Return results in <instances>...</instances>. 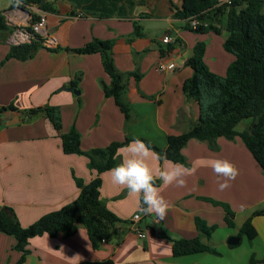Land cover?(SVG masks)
I'll return each mask as SVG.
<instances>
[{"label": "crops", "instance_id": "0c3cea01", "mask_svg": "<svg viewBox=\"0 0 264 264\" xmlns=\"http://www.w3.org/2000/svg\"><path fill=\"white\" fill-rule=\"evenodd\" d=\"M47 2L55 11L41 10L46 15L47 30V35L41 37L42 45L46 48H41L49 50L62 47L65 49L63 62L52 68L49 63L38 64L32 79H28L27 74H33L32 68L23 70L20 64L12 62L15 58L6 59L0 68V106L8 104L4 99L16 89L12 84L17 80L25 81L18 91L29 96L28 103H14L12 106L15 109L0 112V208L10 207L19 223L27 226L44 213L73 200L81 187L98 175L103 177L100 178V203L125 221L116 222L113 236L111 234L96 249L91 247L81 225H77L70 236H64L60 232L52 237L47 234L31 237L27 243L29 253L26 263L33 262L36 258L38 264H77L104 259H111L113 264H264V213L254 214L257 210L264 211V174L240 138L229 140L219 137L216 139L215 150L210 149L204 141H187L181 149L185 166L191 167L197 161L210 158H223L231 161L239 174L224 191H220L218 187L223 178L217 177L208 167L196 168L195 173L187 177L184 187H176L174 184L164 187L162 182L157 181L169 204L166 214L161 218L155 212L139 213L140 199L130 195L126 189L113 185L108 176L109 169L98 174L89 168L84 155L64 153L59 133L44 112L30 114L35 116L34 119L22 112L27 108L31 110L47 105L58 106L61 114L60 133L74 127L80 134L82 150L105 147L110 142L122 141L126 137H145L157 147L164 148L168 135L185 131L198 118L197 104L184 98L181 85L192 74L191 68L184 62L191 55L194 43L202 40L195 36L190 44L181 36L185 20L173 17L169 7L167 14L160 17L156 9H152L153 5L149 0H120L115 8L109 7L111 0H104V3L96 6L77 5V0ZM11 3L12 1L2 11L11 16L15 23L23 25L26 12L15 8L16 5L13 7ZM173 4L179 7L181 0H174ZM31 6L34 11L37 9L35 5ZM78 13L80 16H77ZM134 22L139 25V36H151L149 32L161 22L167 24V30L172 29L178 34L172 47L161 42L165 35L159 38L158 43L149 39L142 46H134L138 57L145 52L149 53L141 59L140 67L145 69L148 59L154 64V68L160 61L173 62L176 67L170 72L161 71L163 76L158 79L146 81L139 78L137 82L131 80L128 83L126 96L131 117L125 124L113 99L103 94L100 82L108 83L109 77L103 70L99 54H79L72 49L95 38L112 41L122 36V58L124 64L129 66L120 65L115 55L114 64L119 71H132L129 61L131 53H134L133 45L125 37L134 32ZM73 25L75 26L71 29ZM221 33L226 36L224 29L219 34ZM215 34L206 32L209 39L208 43L203 41L205 51ZM3 43L10 46L7 40ZM8 50L9 47L0 46V60ZM71 55L90 59L87 60V67L77 69L83 77L82 86L77 82L75 87L78 94L73 93L69 86L71 80H75L72 79V72L69 68H62L65 59ZM178 58L182 62L180 65L176 61ZM212 59L217 62L215 55H212ZM84 75H88L87 79H84ZM26 81H33L35 85L29 87ZM58 87L60 88L56 89ZM75 106L81 114L76 111L73 116L72 109ZM150 106L153 107L152 113L147 111ZM93 118L95 124L99 125L95 131L90 126ZM147 118L149 130L143 134L145 129L142 121H147ZM146 134L150 136L147 137ZM161 163L160 160L153 159L150 166L155 171ZM204 198L226 202L234 213L233 227L225 224L224 210L220 206L214 207ZM135 214H140L137 222L140 229H146L144 238H139L133 230L132 217ZM195 217L203 220L207 226L215 225L210 238H206L196 228ZM246 219H250L256 236L249 240L243 235L237 244H227L229 237L237 236L238 229ZM147 231L152 234L149 236ZM196 236H200L201 241L213 251L179 256L171 254L173 239H190ZM14 244L15 238L12 235L0 232V264H14L19 258L20 252L13 249ZM252 258L256 260L253 263Z\"/></svg>", "mask_w": 264, "mask_h": 264}, {"label": "trees", "instance_id": "16d2710c", "mask_svg": "<svg viewBox=\"0 0 264 264\" xmlns=\"http://www.w3.org/2000/svg\"><path fill=\"white\" fill-rule=\"evenodd\" d=\"M18 1L25 5H35L43 11H55L47 0ZM169 3L173 17L184 19L186 29L196 33L211 31L216 34L224 29L226 36L222 47L233 55V60L227 65L223 76L217 75L203 62L205 43L196 41L191 55L184 62L191 68L192 74L182 82L181 92L185 99L197 104L199 109L197 120L185 131L168 135L164 148L157 147L143 138L139 139L149 144L160 156L186 165L181 149L188 140L204 141L210 149L215 150L217 149V138L223 137L230 140L239 136L264 174V0L223 2L219 0H181L179 7L174 6L171 1ZM38 18L37 14H32L30 23L37 21ZM206 18H210V21L200 22ZM190 19H196L198 23L193 27L190 25ZM133 27V34L139 35V25L134 22ZM13 28L6 23L4 15L0 14V42L7 39ZM112 46L111 40L95 38L72 50L79 54H99L103 70L109 77L108 83L100 82L103 94L113 99L126 122L131 117L129 100L126 96L128 80L132 77L137 82L140 74L136 71H119L114 64ZM169 46L172 47V44ZM38 47H42V38L36 35L28 43L10 45L4 59H28ZM76 85V80H71L69 83L71 88H75ZM7 109L15 108L12 105L0 106V112ZM37 111L44 112L53 128L59 133L62 151L66 154L84 155L88 160L89 168L94 169L98 174L114 167L117 150L133 139L126 137L122 141L110 142L105 147L82 150L80 134L74 127L67 132L60 133L61 114L58 106L47 105L43 108L31 109L29 114ZM243 119H248V125L237 131L235 127ZM100 189L101 179L97 175L81 187L73 200L56 210L44 213L27 226L19 223L10 207H1L0 232L12 235L15 238L13 249L20 252L14 264L24 262L29 252L27 248L29 238L42 234L52 237L60 232L64 236H70L77 225L83 226L93 249L98 248L103 241H107L114 224L125 220L100 203ZM212 204L222 206L225 224L233 227L234 213L229 205L215 200ZM263 213L264 211L257 210L254 214ZM195 226L206 238H210L215 229V225L207 226L197 217H195ZM243 235L249 240L256 236V230L250 219H246L238 229L237 236ZM170 249L173 256L213 251L201 241L200 236L190 239H173ZM254 261L256 260L252 258L251 263ZM77 264L113 263L111 259H104Z\"/></svg>", "mask_w": 264, "mask_h": 264}, {"label": "rangeland", "instance_id": "374dc122", "mask_svg": "<svg viewBox=\"0 0 264 264\" xmlns=\"http://www.w3.org/2000/svg\"><path fill=\"white\" fill-rule=\"evenodd\" d=\"M10 1L11 0H0V8L2 10H5L9 6ZM77 1L79 3L77 5L83 4V6L84 5H86V6H96V5H99L101 2L104 3V0H77ZM118 1L120 2V0H111V4H109V7H112V8L113 7L114 8L117 7ZM149 1L153 5V6H151L152 9H156L157 14L160 17L166 15L167 12L169 11L168 10L169 4H170L169 1H171L172 3L174 2V0H149ZM76 24H78V23H76ZM130 24H132V22ZM75 25H73L71 27V29H73V27ZM124 26H127V25H124ZM60 28H62V27H60ZM167 29H168L167 24L164 23V22H161L158 25H156L151 30V32H149V34L151 36H146V35L144 36L143 35L144 36L143 37V36L135 35V34L132 33L129 36L125 37V40H127V42L129 44L133 45L132 48H133L134 53H131V57H130V61H129L130 64L132 65L131 69H133L132 71H136L138 74H140V79H144L146 81H149L152 78L158 79L159 76H163V73L158 72L157 69L154 68V64L150 61V59H148L147 62H146V68L142 69L140 67V61H141V59L143 57L148 56L149 53L145 52L140 57H138L137 53H135L136 49L134 48V46L135 47H139L138 44H141V46H142V43L149 41V39H152V41L158 43L159 38L162 37L163 35H168V36H170V37H172L174 39L177 38L178 34H175V32L172 29H171L172 31L171 30H167ZM204 33H196V32H193V31L183 27L181 36L185 37V39H187L190 44L192 43L193 38L195 36H198L200 38V40L205 41L206 43H208V39H209L208 35H206V32H204ZM212 36H213L212 37L213 38L212 42L207 46L206 51L204 53L203 62L206 64V66L208 67L209 70H212L214 73H216L219 76H223L227 65L231 62V60H233V55L230 54L229 52L225 51L223 49V47H222V43H223L222 41L225 38V37H223V36H225L223 33H221L219 35L215 34V35H212ZM112 41H113V46H112L113 59H114V55H115L117 57L120 65H122L123 67H128L129 65L127 66L126 64H124L125 61L122 58V56L124 55L123 47H122V43L124 41V37L121 36V37H119V39H115V40L113 39ZM0 46H4L6 48L9 47V45L7 43H3V42H0ZM42 47H45V46L42 45ZM45 48L38 47L33 52L32 56L30 58H28L26 60H18V59L16 60L15 59L12 62H14V64H15V62H17V64H20L19 66L23 70H29L28 68H32L33 74L31 72H27L28 79H32L35 76L34 75L35 74L34 70H35V68H36V66L38 64H40V63H49L50 65L49 64L48 65L50 66V68H52V67H55V65L56 66L60 65L63 62V55L65 54V49H62V47H60V48L47 50ZM41 50H43V51H41ZM141 50H142V48L139 51H141ZM187 53H189V51ZM187 55L188 54H185V56H187ZM212 55H215V57L217 58L216 59L217 62L213 61L214 59H212ZM4 58H5V56L0 60V68H1V66H3L2 63L7 61ZM87 60H90V59H86V57H81V56H77V55H71L67 59H65V62L62 65L63 69L64 68L65 69H67V68L70 69V71L72 72V74H71L72 75V79H75L78 82V85L80 87L83 84L82 83L83 77H82L80 72H77V69L80 68V67H87L88 66V61ZM176 61H177L178 65L182 64V62L180 61V58H178ZM87 77H88V75H86L84 77V79H87ZM131 80H133L132 77L129 78L128 83ZM26 82H27L26 85H28V86L30 85L29 87H32V86L35 85V83L33 81H26ZM24 83H25V81L17 80L14 84H12L13 86H15L16 89L9 96H7L4 99V102L8 103V104H5L6 106H8L9 104L13 105L14 103L16 105H23V103H28V97L29 96L26 93H20L18 91L20 86L22 84H24ZM59 88L60 87H58L56 89H59ZM29 111L30 110L27 108L26 110L24 109V111H22V112L25 115L27 114L29 116L30 115ZM76 111H78V114H81L79 109L75 106V108L72 109V112H73L72 115L73 116L76 115ZM147 111H148V113H152L153 107L152 106L148 107ZM30 116H31L30 119H34L35 118V116H33V115H30ZM111 120L114 122L113 118H111ZM123 120H124L125 124H126V122H129V121L125 122L124 117H123ZM95 122L96 121L94 120V118H93V122L92 123H91V120H90L91 130H93V131H95L94 129L99 126V125H96ZM133 122H135V120ZM248 122H249L248 119L241 120L236 125L235 129L237 131L242 130L244 127H246L248 125ZM142 125H143L142 126L143 129H145V132L143 134H145L146 131L149 130L148 118H147V121H145V122L142 121ZM146 135H147V137L150 136V134H146ZM235 137L240 138L239 136H235ZM141 138H143V139H145L146 141L149 142V140H147L145 137H141ZM230 140H232V139H230ZM204 200L209 201L207 198H204ZM212 201L213 200L211 199L209 202L212 203ZM224 203H226V202H224ZM213 205H214V207L220 206L222 208V206L219 205V204H213ZM139 213H142V212L139 211ZM223 217H224V215H223ZM143 230H144L143 232H145V234H146V229H143ZM112 231H113V228H112ZM111 234H112V232H111ZM147 234L150 236L152 233L150 231L149 232L147 231ZM112 236H113V234H112ZM28 253H27V255H28ZM27 255H26V257H27ZM26 257H25V260H26ZM25 260H24V262L22 264H38L39 263V262H37L36 258L33 259V262L29 261L28 263H26Z\"/></svg>", "mask_w": 264, "mask_h": 264}, {"label": "clouds", "instance_id": "9594fccd", "mask_svg": "<svg viewBox=\"0 0 264 264\" xmlns=\"http://www.w3.org/2000/svg\"><path fill=\"white\" fill-rule=\"evenodd\" d=\"M176 67L173 63H162V70L172 71ZM119 163L108 170V176L113 185L126 189L130 195L137 196L141 202V212H155L161 218L166 214L169 204L162 195V189L157 181L164 187L175 185L184 187L187 177L193 175L198 167L211 168L217 177L223 178L219 182L220 191L229 188L230 181L235 180L239 171L228 159L210 158L197 161L194 166H185L180 162H173L162 157L144 140L133 138L129 143L117 150ZM160 160L161 166L155 171L150 161ZM103 179V177H100Z\"/></svg>", "mask_w": 264, "mask_h": 264}, {"label": "built area", "instance_id": "2783aa9c", "mask_svg": "<svg viewBox=\"0 0 264 264\" xmlns=\"http://www.w3.org/2000/svg\"><path fill=\"white\" fill-rule=\"evenodd\" d=\"M11 1H12L11 5L13 7H14V5H16L15 8H17V9L20 8L23 11H25L26 13H24V16H23V22H22L23 25H20V24L15 23L14 20L12 19V17L8 16L0 8V14L4 15L6 23L8 25L14 27L12 32L9 34V36L6 39L10 45H18V44H22V43H28L32 39H34L36 37V35H38L40 37L47 35L46 20H45L46 15L37 6H36L37 9L34 11L32 9L31 5H25L18 0H11ZM34 13L37 14L39 16V18L37 21L30 23L31 16ZM77 16H80V13H78ZM189 22H190V25L193 27L198 23V21L196 19H190ZM161 42L163 44H173L174 38H172L168 35H165L161 38ZM162 63L166 64L169 62H165V61L158 62L156 65V69L159 72L164 71V70H162ZM170 63H173V62H170ZM139 219H140V214H135L132 217L133 230L136 232V235L139 238H144L145 232H143L140 229L139 225L137 224Z\"/></svg>", "mask_w": 264, "mask_h": 264}, {"label": "water", "instance_id": "95a60500", "mask_svg": "<svg viewBox=\"0 0 264 264\" xmlns=\"http://www.w3.org/2000/svg\"><path fill=\"white\" fill-rule=\"evenodd\" d=\"M209 21H210V18H206V19L200 20V22H209ZM62 89H68V88L67 87H62ZM72 91L75 94H78L79 93V91L77 89H74V88H72ZM239 238H240L239 236H231V237H229L227 239V244H229V245H235V244L238 243Z\"/></svg>", "mask_w": 264, "mask_h": 264}]
</instances>
